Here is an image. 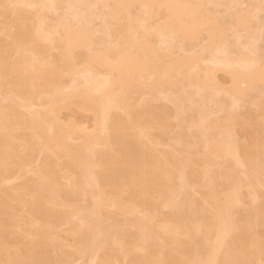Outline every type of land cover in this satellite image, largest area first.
I'll return each instance as SVG.
<instances>
[{"label":"bare ground","instance_id":"1","mask_svg":"<svg viewBox=\"0 0 264 264\" xmlns=\"http://www.w3.org/2000/svg\"><path fill=\"white\" fill-rule=\"evenodd\" d=\"M249 1L0 0V264H264Z\"/></svg>","mask_w":264,"mask_h":264},{"label":"rangeland","instance_id":"2","mask_svg":"<svg viewBox=\"0 0 264 264\" xmlns=\"http://www.w3.org/2000/svg\"><path fill=\"white\" fill-rule=\"evenodd\" d=\"M87 1H92V0H87ZM246 1H248V0H246ZM250 1H251L252 3H254V4H256L257 2H258V3L261 2V0H260V1L257 0V2H256V0H254V2H253V0H250ZM250 1H249V2H250ZM262 1H263V0H262ZM219 10H222V9H217L216 11H218L219 13H221V11H219ZM223 11H224V9L222 10V13H224ZM225 12H226V11H225ZM224 14H225V13H224ZM229 38H230L229 40H231V41H229V42L232 43V42L234 41V39H233V38H234V37H233V34H229ZM232 40H233V41H232ZM260 40H261V42L259 41V44H257V45L259 46V47H258L259 50H261V48H264V46H263V45H264V41H262V40H264V36H263V38H261ZM243 46H244V47H243ZM243 46H242V48H245L246 44L243 43ZM262 50H264V49H262ZM222 77H223V76H220L219 80L221 79L220 81H223V79H224V81H225L226 79H225L224 77H223V78H222ZM224 81H223V83H225ZM226 81H227V80H226ZM222 97H223V96H222ZM222 97L219 98L221 101L218 100L219 104L222 103V101H225V102H227V104H225V102H223L222 105H226V106L228 105V106H229L230 103H229L228 99H227L226 97H225V98H222ZM158 104H159V103H157V104L155 105L156 108H161V106L163 107V106L165 105V104L163 105L162 103H160L161 105L159 104L160 107H158ZM153 105H154V104H153ZM212 105H213V104H211V106H212ZM170 108H171L172 111H174V108H173L172 106H171ZM208 109H209V110H211V109L215 110V106H214V107H213V106H212V107L208 106ZM211 111H212V110H211ZM67 115H68V116L70 115V117H72V118H67V117H66ZM78 116H79V117H78ZM78 116L76 115V116H75L76 119H75V118L73 117V115H71L70 113H66L65 115H64V114L62 115V120L65 121V119H66L65 122H68V121H70V120H72V119H73V121H74V120H75V121H79V120H80L79 122H77V123H79V124H82V123H84L85 121L88 120V119H85V116H84V118H83V117H82L83 115H78ZM63 118H64V119H63ZM81 118H82L83 121H84V120H85V121L83 122V121L81 120ZM86 118H87V117H86ZM68 119H69V120H68ZM81 122H82V123H81ZM182 201H183V199H182ZM253 207H254V206H253ZM158 209H159L158 212L160 213V211H161L162 209H161L160 207H159ZM184 211L186 212V216L188 215L189 218L191 217L190 220L192 219L191 221H193L194 218H192V217H194V216L192 215V213H190L188 210H185V209H184ZM240 211L243 212L244 209H241ZM161 213L166 214L167 211L162 210ZM187 213H188V214H187ZM190 214H191V215H190ZM189 215H190V216H189ZM53 236H56V235H53ZM52 238H54V240L57 239L58 241H60L58 236H57L56 238H55V237H52ZM57 240H56V241H57ZM59 258H60V257H59ZM59 258H57V259H59Z\"/></svg>","mask_w":264,"mask_h":264}]
</instances>
